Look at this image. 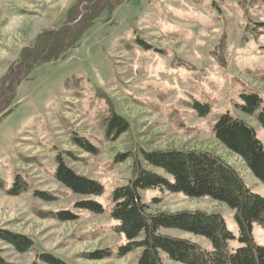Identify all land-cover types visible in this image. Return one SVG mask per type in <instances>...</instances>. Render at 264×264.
Wrapping results in <instances>:
<instances>
[{
    "label": "rangeland",
    "instance_id": "374dc122",
    "mask_svg": "<svg viewBox=\"0 0 264 264\" xmlns=\"http://www.w3.org/2000/svg\"><path fill=\"white\" fill-rule=\"evenodd\" d=\"M79 1L0 0V80L41 32L61 27L67 17L76 22L74 7ZM109 2L118 4L101 12L75 47L37 64L20 80L10 112L0 115V230L33 243L28 252L18 253L0 240V257L7 263L35 264L36 254L47 252L67 264H137L136 251L115 255L125 240L109 217V197L127 184L141 150L210 153L264 197V184L211 133L219 115L229 113L252 126L264 146L261 126L236 106L242 94L255 93L264 110V0ZM196 103L208 105L209 113L200 117L193 109ZM112 113L129 124L115 139L105 137V121ZM74 137L97 152H86L73 143ZM58 154L76 174L103 186L104 194L96 200L105 213L75 208L90 198L72 194L55 180ZM118 157L123 158L116 161ZM16 176L26 189L8 194ZM142 196L152 213L221 215L235 237L231 247H237L238 226L227 207L156 189ZM152 198L157 201L151 203ZM62 211L75 219L52 216ZM165 233L210 249L201 237ZM251 234L264 246V228L254 224ZM103 252L112 255L93 259ZM164 263L175 264L166 259Z\"/></svg>",
    "mask_w": 264,
    "mask_h": 264
},
{
    "label": "trees",
    "instance_id": "16d2710c",
    "mask_svg": "<svg viewBox=\"0 0 264 264\" xmlns=\"http://www.w3.org/2000/svg\"><path fill=\"white\" fill-rule=\"evenodd\" d=\"M115 3V2H114ZM109 0H80L74 7L76 22L69 20L56 29L41 32L33 46L24 48L21 59L11 66L0 80V115L8 114L16 86L37 64L57 59L75 47L83 31L104 10L110 12L117 5ZM82 12V13H81ZM86 26V27H85ZM42 40L41 45L39 42ZM236 106L241 113L254 116L264 132V110L262 99L255 93L242 94ZM193 109L200 117L209 113L206 104H194ZM129 129L128 122L112 113L105 121V137L115 139ZM215 140L231 154L239 157L247 170L260 183L264 184V146L257 138L252 126L231 116L219 115L211 128ZM73 143L88 153L97 150L87 141L74 137ZM140 159L134 158L131 177L127 184L115 188L109 197V217L116 223L115 232L125 243L118 247L116 256L122 257L137 252V264H165L164 259L175 264H264V246L257 245L251 230L254 224L264 228V197L253 193L239 174L218 157L194 150H169L152 152L141 150ZM118 157L116 161L122 160ZM142 164L161 171L147 170ZM55 180L72 194L90 198L75 204V208L92 214H103L105 208L96 200L103 196V186L92 179L76 174L66 166L62 154L56 156ZM26 183L14 178L8 194H20ZM156 189L161 192L179 193L191 199L208 198L234 213L238 226L237 247L221 215L205 212H180L176 214L149 212L142 193ZM38 197L50 201L52 198L37 193ZM157 199L152 198L151 203ZM60 221L74 220L67 211L54 213ZM165 231H178L201 237L208 242L210 249L178 238ZM0 240L11 245L18 253L28 252L32 241L19 234L0 230ZM109 252L96 253L94 260L109 258ZM67 264L59 257L47 252L37 253L35 264ZM0 264L7 263L0 257Z\"/></svg>",
    "mask_w": 264,
    "mask_h": 264
}]
</instances>
